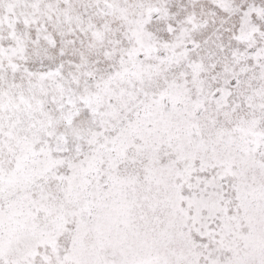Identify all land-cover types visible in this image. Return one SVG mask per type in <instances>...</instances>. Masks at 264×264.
I'll use <instances>...</instances> for the list:
<instances>
[{"label":"snow or ice","instance_id":"obj_1","mask_svg":"<svg viewBox=\"0 0 264 264\" xmlns=\"http://www.w3.org/2000/svg\"><path fill=\"white\" fill-rule=\"evenodd\" d=\"M0 264H264V0H0Z\"/></svg>","mask_w":264,"mask_h":264}]
</instances>
